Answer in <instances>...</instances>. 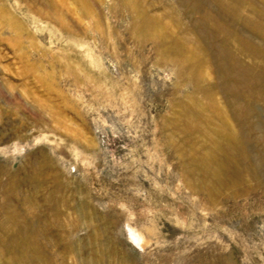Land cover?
<instances>
[{
    "label": "rangeland",
    "instance_id": "obj_1",
    "mask_svg": "<svg viewBox=\"0 0 264 264\" xmlns=\"http://www.w3.org/2000/svg\"><path fill=\"white\" fill-rule=\"evenodd\" d=\"M0 264H264V0H0Z\"/></svg>",
    "mask_w": 264,
    "mask_h": 264
}]
</instances>
